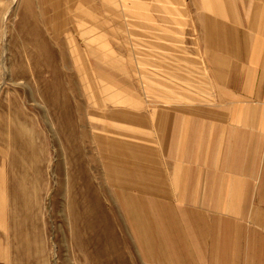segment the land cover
<instances>
[{
    "label": "rangeland",
    "instance_id": "1",
    "mask_svg": "<svg viewBox=\"0 0 264 264\" xmlns=\"http://www.w3.org/2000/svg\"><path fill=\"white\" fill-rule=\"evenodd\" d=\"M263 28L264 0H0V264H161L115 191L128 110L203 99L212 57Z\"/></svg>",
    "mask_w": 264,
    "mask_h": 264
},
{
    "label": "crops",
    "instance_id": "2",
    "mask_svg": "<svg viewBox=\"0 0 264 264\" xmlns=\"http://www.w3.org/2000/svg\"><path fill=\"white\" fill-rule=\"evenodd\" d=\"M239 31L203 99L128 110L140 147L115 191L147 262L264 264V28Z\"/></svg>",
    "mask_w": 264,
    "mask_h": 264
}]
</instances>
